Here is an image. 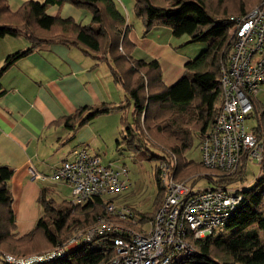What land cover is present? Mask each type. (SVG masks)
Here are the masks:
<instances>
[{
  "label": "trees",
  "instance_id": "obj_1",
  "mask_svg": "<svg viewBox=\"0 0 264 264\" xmlns=\"http://www.w3.org/2000/svg\"><path fill=\"white\" fill-rule=\"evenodd\" d=\"M65 1L85 7L91 15L90 24L82 25L73 19L46 12L49 5ZM163 1L135 0L133 10L145 31L155 25L168 26L174 37L186 36L181 46L196 42L205 44L202 51L185 63L183 74L169 86L162 81L157 60L145 61L132 55L133 45L127 39L128 26L114 0H28L11 14L5 0H0V38L24 34L31 43L28 48L9 54L0 72L31 52L37 44L59 41L82 47L109 65L114 80L123 87L127 101L131 103L130 121L126 110L119 107L123 109L120 133L124 144L147 160H157L154 169L157 193L149 211H140L125 202L116 203L112 197L125 189L104 199L92 196L79 203L72 200L56 203L51 196L52 190L43 186L38 197L41 215L35 226L23 235L15 232L14 214L10 207L7 181L12 169L0 165L1 264H14L6 261V255L25 257L60 247L64 251L62 254L31 264H105L113 255L111 244L114 235H97L90 242H80L68 250L66 245L77 233L70 234L69 230L75 231L83 224L90 223L89 226L102 219L120 223L113 213L106 211L107 201L131 206L133 218L124 223L133 227H136L133 221L147 224L164 196L160 178L162 162L168 165V172L175 181L185 182L193 190L200 189L195 187L200 178L205 179L210 186L208 188H234L235 193L241 195L232 214L222 225V232L213 231L204 238L193 240V254L176 255L170 264H264V105L258 103L256 95L251 98L252 110L248 121L255 119L256 122L248 129L261 144V157L257 162L262 172L253 186L243 187L244 167L248 158H252L248 152L240 155L236 169L230 173L204 167L201 162H193L184 156L192 146L194 134L200 140L214 122L222 94L219 85L221 70L234 42L231 29L235 18L246 15L253 7L248 10V5L240 3L234 15L216 16L211 14L206 0H165L161 4ZM224 1L218 0L220 4ZM5 14L16 22L2 21ZM114 109L117 107L106 103L86 106L66 116L63 126L74 132L99 114ZM117 143L121 141L117 140ZM156 147L160 153H152L151 148ZM201 169L208 172H201ZM142 230L146 229L139 226L137 231Z\"/></svg>",
  "mask_w": 264,
  "mask_h": 264
},
{
  "label": "crops",
  "instance_id": "obj_2",
  "mask_svg": "<svg viewBox=\"0 0 264 264\" xmlns=\"http://www.w3.org/2000/svg\"><path fill=\"white\" fill-rule=\"evenodd\" d=\"M25 1L28 0H5V3L11 14ZM114 2L125 17L127 39L133 45L132 50L130 47L132 55L145 61L157 60L163 83L172 85L183 74L185 63L193 58L194 53L181 49L187 38L174 37L168 26L155 25L145 31L133 10L135 0ZM80 8L86 9L65 1L49 5L46 12L79 22ZM160 31L166 37H158L156 34ZM20 37L25 40L20 42ZM29 46L31 43L24 34L1 37L0 68L9 54ZM96 58L76 44L41 43L0 72V165L12 169L7 185L17 235L30 231L25 230L34 226L40 217L41 187L56 188V183H46L48 179L33 180L31 171L51 175L53 169L80 145L104 155L105 151H100L102 145L94 139L101 138L105 130L113 133L115 142L122 137L121 114L123 109L125 113L131 112V103L123 87L114 80L109 65ZM263 84L264 81L260 87ZM103 103L117 109L99 114L74 132L63 126L64 118L78 109ZM64 151L67 156H63Z\"/></svg>",
  "mask_w": 264,
  "mask_h": 264
},
{
  "label": "built area",
  "instance_id": "obj_3",
  "mask_svg": "<svg viewBox=\"0 0 264 264\" xmlns=\"http://www.w3.org/2000/svg\"><path fill=\"white\" fill-rule=\"evenodd\" d=\"M231 32L234 42L221 70L219 85L222 94L218 112L213 124L199 140L202 165L227 173L236 169L243 152H248L257 161L261 157V144L249 131L247 121L252 110L251 98L264 81V0L246 15L236 17ZM71 152L73 156L58 164L51 175L31 171V178L62 181L70 187L74 203L92 196L112 197L129 187L125 164L103 163L100 155L84 145ZM160 167L164 196L147 222L148 229L137 231L123 227L124 222L133 218L131 206L107 201L106 211L113 213L120 223L113 219L99 220L88 230H78L65 248L69 250L80 242H90L94 236L105 237L106 233H111L114 235L113 255L105 264H170L176 255H192L195 251L192 241L204 238L222 226L241 195L236 194L234 188L193 190L185 182L175 181L165 162ZM63 252L60 247L25 257L6 255V261L31 264Z\"/></svg>",
  "mask_w": 264,
  "mask_h": 264
},
{
  "label": "rangeland",
  "instance_id": "obj_4",
  "mask_svg": "<svg viewBox=\"0 0 264 264\" xmlns=\"http://www.w3.org/2000/svg\"><path fill=\"white\" fill-rule=\"evenodd\" d=\"M153 2L159 3L160 0H152ZM262 0H225L223 3H219L218 0H206V4L208 8L210 9L211 14H214L216 16H221L223 14H229V15H234L237 12L238 6L240 3L245 4L246 6L248 5V10L250 8H254L255 5L259 4ZM165 0L161 3L164 4ZM252 8V9H253ZM251 9V10H252ZM81 10V15L79 16V23L84 25V24H90V13L87 11V9L80 8ZM2 21H11V22H16V19L12 18H6L2 17ZM157 33V32H156ZM158 37H166L165 34H162L160 31L157 33ZM185 38L186 36L183 35ZM22 39H19L20 42H23L24 37H20ZM177 39V38H176ZM191 46L188 44H185L181 47L185 53H194L193 57L196 56L200 51H202L205 48V44L202 42H196V43H191ZM14 53V52H12ZM259 102L264 105V84L260 87V89L257 91L256 94ZM218 105V104H217ZM127 119L130 121L131 116L130 112L127 113ZM141 123L143 124V118H141ZM250 121V124H249ZM248 121V128L250 125L255 126V119L249 120ZM123 127V126H122ZM140 132H143L141 128ZM95 138L94 140H97V143H100L102 145V148H100V151H105L104 155H100L103 163H114L118 165L125 164V166L128 169V175H129V180L131 185H129L128 189H125L122 191L118 196L112 197L116 203L118 202H125L128 203L134 207H136L140 211H149L152 208V205L154 203V198L157 193V187L155 183V177H154V169L157 164V160L151 159L147 160L145 159L144 156L140 155L139 153H136L132 149H128L126 144H124L123 137L119 138L121 140V143L118 144L115 142V138L113 136V133L110 131L105 130L104 135L101 138ZM96 143V142H95ZM155 145V143H154ZM157 145V144H156ZM152 153H160L159 149L156 148H151ZM135 152V154H134ZM63 156H67V153H63ZM72 152H70L67 156V158L72 157ZM184 156L186 159L191 160L193 162H199L200 163V152H199V139L197 137V134H194L193 139H192V146L184 152ZM201 172H208V170L201 169ZM244 179L245 182L243 184V187L248 188L254 185L256 179L262 175L261 169H260V164L257 162L256 158H248L246 161L245 167H244ZM51 182V183H56V188H52L53 192L51 193V196L53 197V200L56 203H60L62 201H70L72 200V191L70 187L63 183L60 180H52L48 179L46 183ZM196 188H208L210 187L209 184L205 181V179H200L195 185ZM78 218H82L79 216H76ZM36 224V223H35ZM34 224V226H35ZM90 224V223H88ZM88 224H83L80 227L74 229H70L69 233L70 234H75L78 230H88L92 228L95 224H91L87 226ZM129 226L130 228L134 230H138V226H141L142 229H148V224H145L144 222L141 223L137 222L136 227L130 226L129 224L125 223L122 225L123 227ZM29 226L27 228L28 231L34 227ZM87 226V227H85ZM85 228V229H80V228ZM223 227L220 226L218 227L215 232H222ZM24 233V232H21ZM91 239V238H90ZM44 246V243L42 244ZM50 250H47L45 252H48ZM2 263L0 259V264Z\"/></svg>",
  "mask_w": 264,
  "mask_h": 264
}]
</instances>
